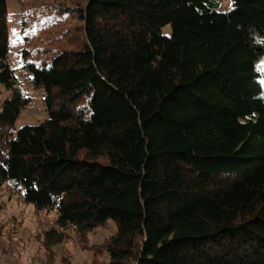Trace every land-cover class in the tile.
<instances>
[{
	"label": "trees",
	"instance_id": "trees-1",
	"mask_svg": "<svg viewBox=\"0 0 264 264\" xmlns=\"http://www.w3.org/2000/svg\"><path fill=\"white\" fill-rule=\"evenodd\" d=\"M231 1L58 6L60 45L24 51L48 117L16 130L32 98L0 0V188L56 213L49 247L111 220L104 264H264V0Z\"/></svg>",
	"mask_w": 264,
	"mask_h": 264
},
{
	"label": "rangeland",
	"instance_id": "rangeland-1",
	"mask_svg": "<svg viewBox=\"0 0 264 264\" xmlns=\"http://www.w3.org/2000/svg\"><path fill=\"white\" fill-rule=\"evenodd\" d=\"M77 1L8 0L9 63L21 81L20 87L23 92L32 98L30 105L19 116L16 130L26 124H38L48 117L44 104V91L34 87L30 81L31 73L25 71L23 67L27 60L31 59V55L25 56L24 51L28 48L37 56L40 48L60 45V42H49L56 40L54 38L77 21L70 19L69 14L60 17L55 10L62 4L70 6ZM220 1L222 10L233 6L231 0ZM24 18L28 20V35L33 38L30 44L26 42L22 31ZM163 32L170 35L172 26H165ZM263 64L264 60L259 59L257 68H261ZM11 96L12 89L0 85V110L3 102ZM0 201L3 204L0 213V227L3 229L0 264H65V261L69 264H104L107 262L106 254L102 251L97 254L94 246L100 247L105 238L116 231V226L111 220L106 225L98 227L93 234L87 236V239L73 230H68L67 238L63 243L49 247L45 242V232L53 227L56 228L55 212L37 211L34 206L25 203L9 186L0 188Z\"/></svg>",
	"mask_w": 264,
	"mask_h": 264
}]
</instances>
